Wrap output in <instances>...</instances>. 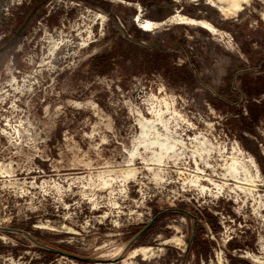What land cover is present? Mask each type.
<instances>
[{
  "label": "rangeland",
  "instance_id": "374dc122",
  "mask_svg": "<svg viewBox=\"0 0 264 264\" xmlns=\"http://www.w3.org/2000/svg\"><path fill=\"white\" fill-rule=\"evenodd\" d=\"M122 36L164 54L101 70ZM245 75H264V0H0V226L125 251L0 232V264H264V116L243 120L264 95ZM175 207L198 218L186 254L174 212L124 250Z\"/></svg>",
  "mask_w": 264,
  "mask_h": 264
},
{
  "label": "trees",
  "instance_id": "16d2710c",
  "mask_svg": "<svg viewBox=\"0 0 264 264\" xmlns=\"http://www.w3.org/2000/svg\"><path fill=\"white\" fill-rule=\"evenodd\" d=\"M99 2V1H98ZM133 29L137 30L135 27ZM178 44V43H176ZM153 48L151 51L150 48ZM119 50V51H118ZM120 52V56L122 55L123 58L120 61L121 66L124 68L126 67L125 62L127 60V56L130 57V55L133 54V62L139 63L141 61V56L148 59V61L152 62V65H154L155 62H158L162 54H164V48H162V45L160 44V41H156L155 43L149 44V45H142L140 41L136 37H126L122 36L118 42L117 46L111 51V53H102L98 54L94 58V62H97L99 68L102 67L101 70H104V68H107L110 66V58L115 56V53L118 54ZM128 54V55H126ZM256 63V62H255ZM259 64V63H258ZM232 78V77H231ZM243 78V85L245 86V95L248 97H258L260 95H264V89L262 90V86H264V75L256 76L255 80L250 78L249 76L241 77ZM235 90V89H233ZM236 92V91H235ZM236 94L239 95V92ZM212 102L213 100L210 99ZM214 104V103H213ZM248 109V116L243 117L244 125L246 126H253L258 119L262 118L264 116V102L260 101V103H256L254 101H250L247 105ZM244 129L251 131V127H243ZM43 253H49L50 251L41 249Z\"/></svg>",
  "mask_w": 264,
  "mask_h": 264
},
{
  "label": "water",
  "instance_id": "95a60500",
  "mask_svg": "<svg viewBox=\"0 0 264 264\" xmlns=\"http://www.w3.org/2000/svg\"><path fill=\"white\" fill-rule=\"evenodd\" d=\"M173 211H179L181 213H183L184 215H190V213L184 209H172ZM164 211L158 213L157 215L162 214ZM194 221H193V225L191 228V233H190V237H189V241L185 250V254L187 253L193 238H194V232H195V228L197 225V218L193 217ZM152 221H150L149 223H147L139 232H137L132 239L128 242V244L126 245L125 249H128L134 242H136V240L148 229V227L151 225ZM0 232H5V233H18V234H22L24 235L27 239H29L30 241H32L34 244H36L37 246H39L40 248H43L45 250L48 251H52L61 255H65L74 259H78L81 261H89V262H98V261H103V262H117L120 261L123 257H124V252H121L116 258L110 259V258H98V257H84V256H79L77 254L71 253V252H67L64 250H61L59 248H55L52 247L50 245H47L46 243H43L39 240H37L34 236H32L28 231L21 229V228H13V227H3L0 226ZM182 264H185V257H183L182 260Z\"/></svg>",
  "mask_w": 264,
  "mask_h": 264
},
{
  "label": "flooded vegetation",
  "instance_id": "af4514ba",
  "mask_svg": "<svg viewBox=\"0 0 264 264\" xmlns=\"http://www.w3.org/2000/svg\"><path fill=\"white\" fill-rule=\"evenodd\" d=\"M173 208H168V209H165L164 210V212L163 213H168V212H174V213H181V212H179V211H173L172 210ZM174 209H182L181 207H175ZM162 213V214H163ZM190 213V212H189ZM162 214H160V215H156V216H153V218H151L150 219V221H152V223H151V225L148 227V229L138 238V239H140L146 232H148L151 228H152V226L154 225V223L157 221V219L162 215ZM183 214V213H182ZM186 216H188L189 218H192L193 219V217H196L197 218V216L196 215H194L193 213H190V215H186ZM149 221V222H150ZM193 221H194V219H193ZM148 222V223H149ZM147 224V223H146ZM145 224V225H146ZM144 225V226H145ZM193 225V224H192ZM143 226V227H144ZM197 229H198V218H197V225H196V228H195V232H194V237H195V233H196V231H197ZM137 239V240H138ZM137 240H136V242H137ZM193 242H194V238H193V241H192V243H191V245H190V247H189V249H188V251L191 249V246H192V244H193ZM135 243V242H134ZM51 253H55V252H52V251H50ZM252 260H254V259H252ZM255 261V260H254Z\"/></svg>",
  "mask_w": 264,
  "mask_h": 264
},
{
  "label": "bare ground",
  "instance_id": "6f19581e",
  "mask_svg": "<svg viewBox=\"0 0 264 264\" xmlns=\"http://www.w3.org/2000/svg\"><path fill=\"white\" fill-rule=\"evenodd\" d=\"M191 21L194 23L193 20H191ZM146 24H147V25H149V24H150V25H153V23H150L149 21H147ZM230 168L233 169V170L236 172V166H235V163H233L232 165H230ZM200 178H201L200 176H196L195 179L191 181V186H198V187L202 186V185L199 183ZM209 181L211 182V184H213L212 180L209 179ZM215 187L218 188V189L222 188V187H221L220 185H218V184H216ZM237 188L241 189L240 186L237 187ZM203 189L207 190L208 188H206L205 186H202V187H201V190H203Z\"/></svg>",
  "mask_w": 264,
  "mask_h": 264
}]
</instances>
